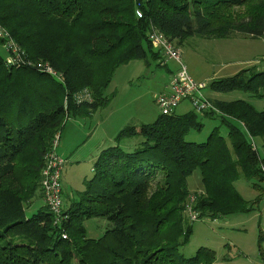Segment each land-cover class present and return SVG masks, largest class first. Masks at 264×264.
I'll list each match as a JSON object with an SVG mask.
<instances>
[{
    "label": "trees",
    "instance_id": "obj_1",
    "mask_svg": "<svg viewBox=\"0 0 264 264\" xmlns=\"http://www.w3.org/2000/svg\"><path fill=\"white\" fill-rule=\"evenodd\" d=\"M0 28L23 54L19 66L0 55V264H214L212 250L180 252L193 221L248 214L264 197L245 202L234 189L241 176L264 182V158L252 143L264 139V112L244 100L211 103L218 114L174 111L126 126L58 221L34 202L43 200L39 177L67 117L108 104L104 90L119 67L142 61L166 69L152 32L176 47L190 38H264V0H0ZM209 89L263 98L264 71L242 70ZM83 92L89 100L76 103ZM214 116L226 138L214 129L203 143L185 140L201 129L200 117ZM195 172L200 184L191 192ZM29 208L36 212L26 216ZM94 218L110 225L96 240L84 229Z\"/></svg>",
    "mask_w": 264,
    "mask_h": 264
},
{
    "label": "rangeland",
    "instance_id": "obj_2",
    "mask_svg": "<svg viewBox=\"0 0 264 264\" xmlns=\"http://www.w3.org/2000/svg\"><path fill=\"white\" fill-rule=\"evenodd\" d=\"M182 45L171 47L179 51L180 62L188 77L193 82L205 84L201 95L210 100V103L216 95L209 89L212 81L232 77L242 70L264 71V38L252 40L241 35L232 36L227 40L190 38ZM3 51L0 49V55L6 58ZM176 64L174 60L168 61L165 69L157 66L155 62L145 66L142 61H135L119 67L104 90L105 98L109 99L108 104L91 115L67 117L54 151L65 161L59 175L61 202L64 208L67 209L78 200L79 193L84 190V182L91 179L94 161L100 151L104 150L101 145L105 139L116 135L123 125L130 121L152 123L160 114L155 99L159 95L167 94L166 70L175 73L178 66ZM217 94L229 102L244 100L252 105L255 111L264 112V96L255 99L240 91ZM191 111L190 105L183 102L175 113L180 115ZM200 120L201 129L189 132L185 136L186 141L203 143L214 129L226 138L228 132L221 119L214 116L213 119L200 117ZM133 141L132 138L127 139L121 142L120 146L124 147ZM252 143L255 145L257 156L263 159L264 139L256 138ZM108 145L106 147H109ZM198 177V172H195L187 179L191 192L200 184ZM252 183H258L263 191L258 193L253 190ZM234 189L245 202L252 203L258 199L260 193L264 195V182L245 180L241 176L235 181ZM34 204L41 205V199L37 198ZM256 206L248 214H235L215 220L203 217L193 221L191 236L180 252L184 257H191L199 248H206L214 252V264H264V197ZM35 212L36 209L29 208L26 210V216ZM109 227L108 222L102 218L84 221L88 239L96 240Z\"/></svg>",
    "mask_w": 264,
    "mask_h": 264
},
{
    "label": "built area",
    "instance_id": "obj_3",
    "mask_svg": "<svg viewBox=\"0 0 264 264\" xmlns=\"http://www.w3.org/2000/svg\"><path fill=\"white\" fill-rule=\"evenodd\" d=\"M0 40L3 41V49L7 54V65H21V63H23V54L21 50L15 45L7 32L1 28ZM149 41L152 46L159 50L161 58H163V64L171 60H174L178 64L177 71L167 77V86L165 88L167 94L159 95L155 99V105L157 109H159L160 114L163 116L172 114L182 102L188 103L197 114H203L205 112L218 114L219 111L212 106L207 98L201 95V91L204 90L205 84L193 82L192 79L188 77L187 71L180 62L181 58L179 51L173 49L166 39L158 33L152 32L149 36ZM37 68L46 75L54 76L53 71L47 66L37 65ZM74 100L76 103H82L83 101H88L89 96L86 92H83L82 95L76 96ZM57 137L58 136H55L53 138L52 151L46 156V161L41 171V177H39L43 203L55 217L56 221H58L59 213L62 210V191L60 189L59 175L65 163V161L54 152L58 146L59 139ZM261 170L264 175V168L261 167ZM191 219L194 220L195 216H191Z\"/></svg>",
    "mask_w": 264,
    "mask_h": 264
},
{
    "label": "crops",
    "instance_id": "obj_4",
    "mask_svg": "<svg viewBox=\"0 0 264 264\" xmlns=\"http://www.w3.org/2000/svg\"><path fill=\"white\" fill-rule=\"evenodd\" d=\"M262 61H264V56L262 57ZM214 94V93H213ZM210 101V100H209ZM218 101H223V102H229V101H225L223 98H222V96L221 95H219V94H216V95H214V101L213 102H218ZM230 101H234V100H230ZM213 102H211V103H213ZM158 116V115H157ZM156 116V117H157ZM155 117V118H156ZM155 120V119H154ZM153 122V121H152ZM143 124H149V122H145V121H137V122H129V123H126L125 125H123V127L122 128H124V127H126V126H130V125H133V126H135V127H139V126H141V125H143ZM121 128V129H122ZM113 139H114V136H111L110 135V137H108L107 139H105V141L104 140H102V141H104L103 143H102V145H101V148H107L106 146L108 145V144H111L112 145V143H113ZM111 145H108V146H111ZM104 146V147H103ZM101 150V149H100ZM99 153V151L97 152V154ZM41 203L44 205V203H43V200H41Z\"/></svg>",
    "mask_w": 264,
    "mask_h": 264
}]
</instances>
